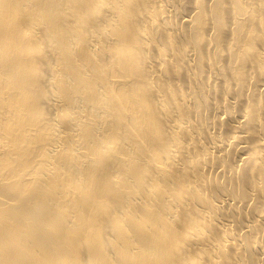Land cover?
<instances>
[{"label":"bare ground","instance_id":"6f19581e","mask_svg":"<svg viewBox=\"0 0 264 264\" xmlns=\"http://www.w3.org/2000/svg\"><path fill=\"white\" fill-rule=\"evenodd\" d=\"M0 264H264V0H0Z\"/></svg>","mask_w":264,"mask_h":264}]
</instances>
